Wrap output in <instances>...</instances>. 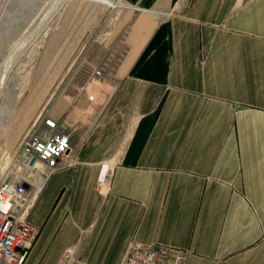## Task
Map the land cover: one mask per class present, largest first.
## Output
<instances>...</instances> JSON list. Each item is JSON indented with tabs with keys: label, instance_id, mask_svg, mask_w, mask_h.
Instances as JSON below:
<instances>
[{
	"label": "crops",
	"instance_id": "crops-1",
	"mask_svg": "<svg viewBox=\"0 0 264 264\" xmlns=\"http://www.w3.org/2000/svg\"><path fill=\"white\" fill-rule=\"evenodd\" d=\"M122 3L78 0L19 106L15 150L47 115L75 163L38 194L23 264H123L133 242L264 264V0Z\"/></svg>",
	"mask_w": 264,
	"mask_h": 264
},
{
	"label": "built area",
	"instance_id": "built-area-1",
	"mask_svg": "<svg viewBox=\"0 0 264 264\" xmlns=\"http://www.w3.org/2000/svg\"><path fill=\"white\" fill-rule=\"evenodd\" d=\"M71 151V138L63 125L43 115L11 155L0 177V264H23L40 234L39 228L28 223L30 210L50 177L63 167L75 165L70 161ZM112 178L113 172L105 163L98 188L110 190ZM185 256L183 249L133 242L123 264H182Z\"/></svg>",
	"mask_w": 264,
	"mask_h": 264
},
{
	"label": "rangeland",
	"instance_id": "rangeland-1",
	"mask_svg": "<svg viewBox=\"0 0 264 264\" xmlns=\"http://www.w3.org/2000/svg\"><path fill=\"white\" fill-rule=\"evenodd\" d=\"M77 1L0 0V124L5 122L0 132V177L18 144L15 118L19 106L35 86L47 50L63 31ZM104 1L112 3L110 11L125 6L122 0H97ZM107 11L100 26L106 24ZM11 109L14 116L7 120Z\"/></svg>",
	"mask_w": 264,
	"mask_h": 264
},
{
	"label": "bare ground",
	"instance_id": "bare-ground-1",
	"mask_svg": "<svg viewBox=\"0 0 264 264\" xmlns=\"http://www.w3.org/2000/svg\"><path fill=\"white\" fill-rule=\"evenodd\" d=\"M60 1H69V0H56V3L59 4ZM57 4H56V7H57ZM7 120L11 117L14 116V110L11 109L9 112H7ZM5 122H2V124H0V132L3 130V125H4Z\"/></svg>",
	"mask_w": 264,
	"mask_h": 264
}]
</instances>
